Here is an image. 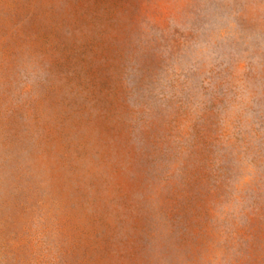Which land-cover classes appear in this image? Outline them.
<instances>
[{
	"label": "rangeland",
	"instance_id": "obj_1",
	"mask_svg": "<svg viewBox=\"0 0 264 264\" xmlns=\"http://www.w3.org/2000/svg\"><path fill=\"white\" fill-rule=\"evenodd\" d=\"M0 264H264V0H0Z\"/></svg>",
	"mask_w": 264,
	"mask_h": 264
}]
</instances>
